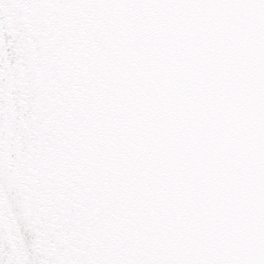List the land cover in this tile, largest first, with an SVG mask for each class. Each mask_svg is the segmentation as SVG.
<instances>
[{
  "label": "snow or ice",
  "instance_id": "6c2138e0",
  "mask_svg": "<svg viewBox=\"0 0 264 264\" xmlns=\"http://www.w3.org/2000/svg\"><path fill=\"white\" fill-rule=\"evenodd\" d=\"M0 264H264V0H0Z\"/></svg>",
  "mask_w": 264,
  "mask_h": 264
}]
</instances>
